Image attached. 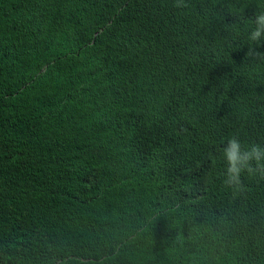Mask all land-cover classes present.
<instances>
[{"label": "trees", "instance_id": "1", "mask_svg": "<svg viewBox=\"0 0 264 264\" xmlns=\"http://www.w3.org/2000/svg\"><path fill=\"white\" fill-rule=\"evenodd\" d=\"M176 3L0 0V264H264V0Z\"/></svg>", "mask_w": 264, "mask_h": 264}, {"label": "clouds", "instance_id": "2", "mask_svg": "<svg viewBox=\"0 0 264 264\" xmlns=\"http://www.w3.org/2000/svg\"><path fill=\"white\" fill-rule=\"evenodd\" d=\"M176 6H185L184 0H177ZM248 40L251 43L246 57L264 61V52L257 51L254 47V45L258 46L264 43V12L255 16L254 28L250 32ZM223 153L227 161L224 184L229 188L239 189L241 187V173L244 171L253 173L260 170L264 173V146L260 144H253L245 149L238 136L233 134L227 138ZM253 162H255V168Z\"/></svg>", "mask_w": 264, "mask_h": 264}]
</instances>
